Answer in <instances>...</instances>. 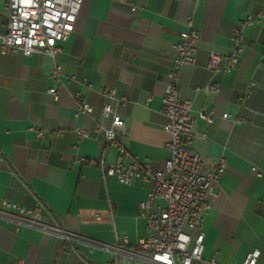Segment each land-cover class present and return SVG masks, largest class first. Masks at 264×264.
<instances>
[{
    "label": "crops",
    "instance_id": "0c3cea01",
    "mask_svg": "<svg viewBox=\"0 0 264 264\" xmlns=\"http://www.w3.org/2000/svg\"><path fill=\"white\" fill-rule=\"evenodd\" d=\"M261 9L264 0H82L73 32L56 57L60 84L50 75L48 55L0 54V205L40 203L42 221L60 230L15 226L13 217L0 214V264H106L120 237L132 249L148 233L139 203L151 182L127 185L103 177L96 162L102 149L107 163L117 155L94 128L110 126L102 107L115 104L105 94L112 88L126 98L119 107L126 123L119 137L128 153L123 161L136 158L151 170L162 166L169 134L161 97L177 56L173 44L189 17L198 33L195 62L180 67L177 81L191 102L192 149L204 170L218 157L226 159L217 196L204 213L202 256L241 264L256 248V264H264V22L241 28L242 51L233 70L212 74L206 68L209 52L228 53L233 28ZM6 22L0 0V31ZM208 83L219 90L206 92ZM57 85L54 100L47 91ZM247 87L250 93L240 102ZM75 92L92 107L90 114L74 115ZM201 112L213 115L202 119ZM75 127L89 129L90 137L77 139Z\"/></svg>",
    "mask_w": 264,
    "mask_h": 264
},
{
    "label": "built area",
    "instance_id": "2783aa9c",
    "mask_svg": "<svg viewBox=\"0 0 264 264\" xmlns=\"http://www.w3.org/2000/svg\"><path fill=\"white\" fill-rule=\"evenodd\" d=\"M81 3L82 0H5L7 22L4 31H0V54L48 55L53 61L50 75L60 84V67L56 57L61 51L60 44L73 32ZM131 10H135V7L132 6ZM262 22L264 9L246 15L240 21V27L232 30L233 45L229 52L221 54L211 50L206 68L212 74L233 70L242 51L239 44L242 39L241 28L260 25ZM186 25L187 30L181 31L179 41L173 44L177 56L166 75L167 80L161 97V112L167 119L164 130L169 134V157L161 167L151 170L149 164L136 158L127 163L123 161L128 153L119 142V137L126 133V123L119 116V107L125 104L126 98L116 97L112 88L105 91L109 98L115 100L114 105L105 104L102 107V116L110 119V126L99 125L94 131L103 133L104 146L112 147L117 159L114 163L105 162V149H102V156L96 161L102 176H113L120 183L127 185L133 180L151 182L146 198L139 203V211L145 219L148 233L140 237L132 249L126 247L127 237H120L119 243L114 246L113 258L106 264H218L214 258L204 259L202 256L203 224L204 213L210 208L211 199L217 196L215 187L224 174L226 159L220 156L211 169L204 170L200 154L192 149L195 133L192 130L191 102L183 98L177 81L180 67L193 65L195 62L198 33L192 29L190 17ZM58 88L57 85L47 91L54 100L58 99ZM202 88L206 92L219 90L215 83H208ZM249 93L250 88L247 87L239 101L242 102ZM73 97L76 102L75 116L92 112V107L78 92H75ZM148 99H151V96H148ZM212 115V112L199 113L200 118L207 120H210ZM222 118H229V114L224 113ZM240 121V117L235 119L236 123ZM73 134L77 139H82L90 137L91 131L75 127ZM199 136L204 137V133ZM77 160L86 162L83 157H78ZM256 174L261 176L259 171H256ZM0 214L13 217L11 219L15 226L26 224L48 232L60 233L58 228L42 221L40 203H36L32 208H25L10 201H3ZM259 255V249H251L241 264H256ZM10 264H22V261L16 260Z\"/></svg>",
    "mask_w": 264,
    "mask_h": 264
}]
</instances>
